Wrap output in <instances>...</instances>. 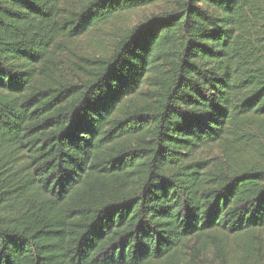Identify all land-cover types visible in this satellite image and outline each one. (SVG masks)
I'll return each instance as SVG.
<instances>
[{"label": "trees", "instance_id": "trees-1", "mask_svg": "<svg viewBox=\"0 0 264 264\" xmlns=\"http://www.w3.org/2000/svg\"><path fill=\"white\" fill-rule=\"evenodd\" d=\"M0 264H264V0H0Z\"/></svg>", "mask_w": 264, "mask_h": 264}, {"label": "rangeland", "instance_id": "rangeland-1", "mask_svg": "<svg viewBox=\"0 0 264 264\" xmlns=\"http://www.w3.org/2000/svg\"><path fill=\"white\" fill-rule=\"evenodd\" d=\"M159 11H160V5L159 4L152 6L150 8L142 9V10L138 11L137 13H135L131 16L132 19H131L130 24H133V23L136 24L141 20H144L148 17H151V16L157 14ZM130 24H128V25H130Z\"/></svg>", "mask_w": 264, "mask_h": 264}]
</instances>
